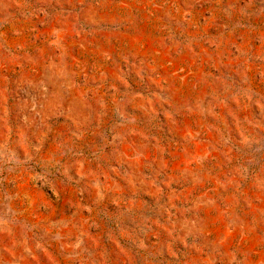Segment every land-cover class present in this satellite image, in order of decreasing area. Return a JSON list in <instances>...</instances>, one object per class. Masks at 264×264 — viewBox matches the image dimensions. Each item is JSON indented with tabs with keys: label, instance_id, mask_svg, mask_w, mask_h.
Wrapping results in <instances>:
<instances>
[{
	"label": "rangeland",
	"instance_id": "obj_1",
	"mask_svg": "<svg viewBox=\"0 0 264 264\" xmlns=\"http://www.w3.org/2000/svg\"><path fill=\"white\" fill-rule=\"evenodd\" d=\"M0 264H264V0H0Z\"/></svg>",
	"mask_w": 264,
	"mask_h": 264
}]
</instances>
